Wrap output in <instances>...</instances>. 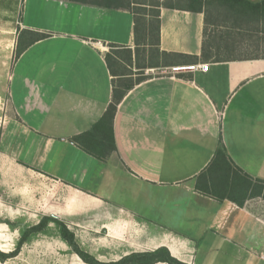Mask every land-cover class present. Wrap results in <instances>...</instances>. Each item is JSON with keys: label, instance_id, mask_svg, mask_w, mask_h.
<instances>
[{"label": "crops", "instance_id": "crops-1", "mask_svg": "<svg viewBox=\"0 0 264 264\" xmlns=\"http://www.w3.org/2000/svg\"><path fill=\"white\" fill-rule=\"evenodd\" d=\"M183 1L159 6V48L182 54L172 63L181 66L145 69L159 73L120 100L116 151L98 160L72 137L112 99L105 54L110 45L134 52L132 11L76 0H0V18L10 24L17 18L16 42L21 31L47 34L0 78L10 110L1 117L0 155L20 172L69 189L63 211L52 214L88 252L74 227L90 223L106 229V241L123 252L165 247L187 264H264V198L238 206L194 187L220 141L243 171L264 180V53H237L264 50L262 22L234 21L212 4L193 11ZM13 209L0 202V236L10 235L14 248L20 229L42 215L29 222Z\"/></svg>", "mask_w": 264, "mask_h": 264}, {"label": "trees", "instance_id": "trees-1", "mask_svg": "<svg viewBox=\"0 0 264 264\" xmlns=\"http://www.w3.org/2000/svg\"><path fill=\"white\" fill-rule=\"evenodd\" d=\"M91 3L107 8H125L133 13L134 25V52L125 49L124 58H117L108 51L105 54L106 63L112 75V99L101 116L93 122L88 129L72 137L82 150L98 160H105L116 151V143L113 133V119L120 100L133 85L149 78L142 75L146 68H161L165 66H181L176 63L183 57L182 54L169 53L159 48V5L147 9L144 3L119 4V0H76ZM188 9L200 11L202 6L217 5L230 13L232 20L245 22L259 19L262 22L264 35V0H186ZM125 3V2H124ZM168 5V4H167ZM171 7V5H168ZM47 36L45 33L33 31H21L18 35L15 57L19 56L28 46ZM111 48H117L110 45ZM144 64L140 65L139 62ZM191 65V64H189ZM131 66L140 71V76L132 80L130 77ZM127 68L128 72H125ZM195 189L217 200H229L238 206H242L248 199L264 198V180L253 178L240 168L229 156L226 147L220 141L209 163L195 176ZM10 228L13 224L9 220L3 221ZM50 225L56 227L58 236L65 242L71 253L85 264H187L173 257L165 247H159L152 251L130 252L117 260L101 261L91 253L80 247L74 233L67 225L53 214L42 215L38 222L23 226L14 248L4 252L0 250V262H5L16 257L25 243H28L37 234H46Z\"/></svg>", "mask_w": 264, "mask_h": 264}, {"label": "rangeland", "instance_id": "rangeland-1", "mask_svg": "<svg viewBox=\"0 0 264 264\" xmlns=\"http://www.w3.org/2000/svg\"><path fill=\"white\" fill-rule=\"evenodd\" d=\"M174 0H119V4H139L144 3L147 9L151 10L156 5H167ZM181 3L182 0H175ZM259 1V0H255ZM125 2V3H124ZM187 2L186 0L183 1ZM6 23L4 28L3 22L0 24V78L7 76L15 57L16 48V20ZM9 26V27H8ZM249 28V25L247 26ZM6 30V32L2 31ZM264 41V35H262ZM114 56L124 58L125 50L118 48H108ZM264 53V50H238L237 53L245 55L246 53ZM140 65L144 62L141 60ZM130 79L134 80L140 76L134 66H131ZM127 71V68L123 70ZM159 69L144 70L142 75H155ZM0 81V86L3 84ZM8 102L5 93L0 95V123L1 117L9 112ZM18 166L12 164L6 157L0 155V202L11 204L13 211L24 212L29 222L35 221L43 214H60L68 203L69 189L56 182L52 178L31 172H20ZM56 212V213H55ZM61 220L62 217H59ZM85 222L88 219L82 218ZM82 220V221H83ZM89 222V221H88ZM86 226V227H85ZM53 228V227H52ZM78 229V231H77ZM77 239L88 249L94 257L101 261L117 260L123 255L130 252H123V249L116 246L115 242L106 241V229L100 228L98 224L84 225V227H74ZM13 240L10 235L0 236V250L10 251L13 248ZM0 264H85L77 256L67 249L58 238V233L54 229H49L47 234L41 235L28 248L20 252L16 257L10 258ZM166 264V263H157Z\"/></svg>", "mask_w": 264, "mask_h": 264}, {"label": "built area", "instance_id": "built-area-1", "mask_svg": "<svg viewBox=\"0 0 264 264\" xmlns=\"http://www.w3.org/2000/svg\"><path fill=\"white\" fill-rule=\"evenodd\" d=\"M190 68H197L198 70L200 71H206L207 70V67L208 65L207 64H198V65H191L189 66ZM179 67H172V69L176 70L178 69Z\"/></svg>", "mask_w": 264, "mask_h": 264}]
</instances>
